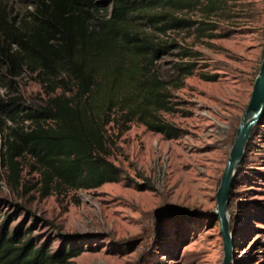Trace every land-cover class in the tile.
I'll list each match as a JSON object with an SVG mask.
<instances>
[{
    "label": "rangeland",
    "instance_id": "obj_1",
    "mask_svg": "<svg viewBox=\"0 0 264 264\" xmlns=\"http://www.w3.org/2000/svg\"><path fill=\"white\" fill-rule=\"evenodd\" d=\"M34 1L0 0V17L24 29ZM96 2V15H108L109 0ZM214 6L203 0L170 11L193 23L182 30L161 33L137 21L139 32L171 46L150 69L165 83L167 110L156 118L179 137L164 139L135 120L121 133L109 124L108 160L119 171L117 182L45 195L36 160L24 148L9 151L11 131L25 132L28 123L0 118V221L9 232L20 228L50 254L63 246L82 250L66 264H223L215 197L264 57V0ZM179 62L193 65L192 74L180 77ZM0 70V95H13ZM14 82L25 107L61 93H48L27 72ZM227 211L232 264H264V115L250 131Z\"/></svg>",
    "mask_w": 264,
    "mask_h": 264
},
{
    "label": "trees",
    "instance_id": "obj_2",
    "mask_svg": "<svg viewBox=\"0 0 264 264\" xmlns=\"http://www.w3.org/2000/svg\"><path fill=\"white\" fill-rule=\"evenodd\" d=\"M202 1L109 0L105 16L96 15V0H35L24 29L0 17V66L13 91L0 95V118L28 123L25 132L11 131L9 151L24 148L36 160L45 195L50 189L92 190L119 180L108 160L109 124L121 133L135 120L164 139L179 137L177 129L156 118L167 110L165 83L150 69L171 46L135 25L142 20L161 33L185 29L193 23L170 11L196 8ZM205 1L214 6L216 0ZM185 64H176L180 77L192 74L193 65ZM22 72L38 78L48 93H61L41 106L25 107L14 82ZM8 165L15 168L11 156ZM81 252L63 246L50 254L45 243L36 245L20 228L9 232L0 221V264H66Z\"/></svg>",
    "mask_w": 264,
    "mask_h": 264
},
{
    "label": "water",
    "instance_id": "obj_3",
    "mask_svg": "<svg viewBox=\"0 0 264 264\" xmlns=\"http://www.w3.org/2000/svg\"><path fill=\"white\" fill-rule=\"evenodd\" d=\"M264 115V57L260 63L254 81L250 99L235 132L234 141L216 192L214 215L219 222V233L222 240L223 264H232L233 242L229 231L228 202L232 182L242 161L243 150L250 131Z\"/></svg>",
    "mask_w": 264,
    "mask_h": 264
}]
</instances>
